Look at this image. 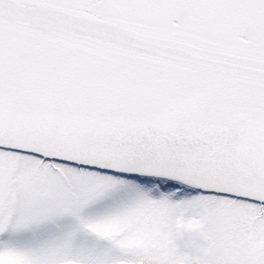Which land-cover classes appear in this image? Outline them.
<instances>
[{
  "label": "snow or ice",
  "instance_id": "snow-or-ice-1",
  "mask_svg": "<svg viewBox=\"0 0 264 264\" xmlns=\"http://www.w3.org/2000/svg\"><path fill=\"white\" fill-rule=\"evenodd\" d=\"M0 264H264V0H0Z\"/></svg>",
  "mask_w": 264,
  "mask_h": 264
}]
</instances>
